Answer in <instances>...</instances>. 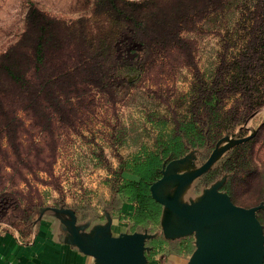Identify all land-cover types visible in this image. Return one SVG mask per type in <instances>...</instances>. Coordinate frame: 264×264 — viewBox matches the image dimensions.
I'll use <instances>...</instances> for the list:
<instances>
[{"label": "trees", "instance_id": "obj_1", "mask_svg": "<svg viewBox=\"0 0 264 264\" xmlns=\"http://www.w3.org/2000/svg\"><path fill=\"white\" fill-rule=\"evenodd\" d=\"M154 1L98 0L96 5L104 9L107 19L96 26L105 32L94 33L90 28L87 36H79L78 43L70 42V25L36 7L28 11L21 37L0 55V209L11 208L14 214L8 219H13L12 224L26 225L29 230L37 209L27 179L32 173L31 150L22 145L28 140L21 137L25 119L38 112L45 120L41 129L48 131L52 118L44 115L52 112L55 120L74 128L78 110L72 100H84L87 84L112 93L119 70H142L161 63L173 52L181 56L183 65L196 69L193 46L185 33L194 29L196 17L208 11L239 14L240 27L248 34L238 43L227 33L217 64L202 74L196 70L184 114L156 120L153 148L142 146L120 160L114 171V190L119 212L122 204L132 208L130 214L120 216L131 221L132 232L148 227L153 230L160 224L163 207L152 197L150 185L161 177L166 164L180 159L190 148L217 145L225 130L264 105V0H177L172 6L173 21ZM76 73L83 74L82 82L71 80ZM252 141L250 137L237 143L223 164L225 171L241 165V151L245 152ZM46 167L44 164L37 170L46 171ZM24 186L29 192H24ZM259 214L264 227V210ZM165 243L164 238L152 237L146 245L153 254ZM185 248L193 251L191 240Z\"/></svg>", "mask_w": 264, "mask_h": 264}, {"label": "rangeland", "instance_id": "obj_2", "mask_svg": "<svg viewBox=\"0 0 264 264\" xmlns=\"http://www.w3.org/2000/svg\"><path fill=\"white\" fill-rule=\"evenodd\" d=\"M97 1L0 0V55L17 43L32 7L70 25L67 32L72 37L71 43H78L80 35L87 36L90 28L95 30L94 33L99 30L104 33L105 28H97L99 23L96 22L105 21L107 16L104 9L96 5ZM154 3L155 7L165 9L168 18L173 17L172 6L177 4V0H155ZM165 12L161 9L164 16ZM208 12L199 19L196 17L194 29L185 33L193 46L196 69L183 65L181 56L173 52L161 63L156 62L148 68L119 70L115 73L117 79L112 93L87 84V93L82 97L84 100H72V106L78 110L74 128L55 120L52 112L44 115L45 119L47 115L52 118L48 131L41 129L45 120L38 112L25 119V133L21 137L28 138L22 141V145L31 150L29 165L32 173H28L27 179L37 208L33 214L42 208H69L76 215L82 236L93 234L97 226H108L111 234L132 232L131 221L120 217L121 213L130 214L132 208L122 204L119 212L118 195L114 190L117 186L114 171L120 160L131 157L142 146L153 148L158 132L156 120H172L184 114L196 70L202 74L217 64L227 33L232 34V39L238 43L248 34V30L245 34L246 31L240 27L239 14ZM159 19L162 21L160 16ZM59 55L58 50L56 58ZM73 76L71 80L82 82V73ZM171 125L169 123L168 127ZM249 135L253 141L245 152L241 151V165L234 171H225L223 164L235 152L237 140ZM214 144L190 148L180 161L170 164L168 172L185 176L193 173L208 159L216 146ZM217 144L218 154L210 165L209 174H203L183 186L180 202L198 201L213 186H218L233 203L244 207L262 203L264 210V105L225 130ZM53 150L54 157L51 155ZM44 164H47L46 171H38L37 168ZM123 176L132 178L125 173ZM17 177L15 174L16 180ZM179 184L171 182L160 191L171 198ZM24 187V192H29V188ZM0 211L4 214L1 217L0 213V232L14 228L20 235L29 233L30 228L28 230L26 225L12 224L13 219H8L14 214L11 208L3 207ZM171 215L165 210L158 226L153 230L150 227L141 230L157 239L164 238L166 242L153 254L150 249L147 251L148 264H187L189 260L191 252L185 247L190 240L194 245V237H169L164 230L175 222ZM257 216L260 217L259 211Z\"/></svg>", "mask_w": 264, "mask_h": 264}, {"label": "water", "instance_id": "obj_3", "mask_svg": "<svg viewBox=\"0 0 264 264\" xmlns=\"http://www.w3.org/2000/svg\"><path fill=\"white\" fill-rule=\"evenodd\" d=\"M250 137L238 139L236 144ZM216 146L193 173L185 176L168 172L170 164L180 158L166 164L161 177L150 185L154 200L162 205V211H170L175 221L164 231L171 238L194 235L195 248L187 264H264V230L257 216L262 203L251 207L237 205L218 186H213L198 201L179 200L182 187L209 170L218 154ZM175 181L180 184L172 197L167 198L160 189ZM65 210L70 214L72 243L84 254L94 257L97 264H146L149 247L145 243L153 237L150 233L134 231L113 236L108 226H97L93 234L82 236L74 211Z\"/></svg>", "mask_w": 264, "mask_h": 264}, {"label": "crops", "instance_id": "obj_4", "mask_svg": "<svg viewBox=\"0 0 264 264\" xmlns=\"http://www.w3.org/2000/svg\"><path fill=\"white\" fill-rule=\"evenodd\" d=\"M65 209L69 208L35 211L26 236L14 228L1 230L0 264H97L94 257L72 243L70 214ZM79 233H82L80 228Z\"/></svg>", "mask_w": 264, "mask_h": 264}, {"label": "flooded vegetation", "instance_id": "obj_5", "mask_svg": "<svg viewBox=\"0 0 264 264\" xmlns=\"http://www.w3.org/2000/svg\"><path fill=\"white\" fill-rule=\"evenodd\" d=\"M185 236H190V235H185ZM185 236H182V237H185ZM191 236H193V237H194V235H192V234H191ZM194 240H195V239H194ZM145 244H146V243H145Z\"/></svg>", "mask_w": 264, "mask_h": 264}]
</instances>
